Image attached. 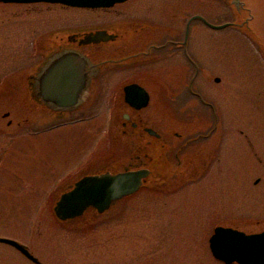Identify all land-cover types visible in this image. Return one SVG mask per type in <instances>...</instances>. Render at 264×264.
<instances>
[{"label":"rangeland","instance_id":"374dc122","mask_svg":"<svg viewBox=\"0 0 264 264\" xmlns=\"http://www.w3.org/2000/svg\"><path fill=\"white\" fill-rule=\"evenodd\" d=\"M228 1L190 0L189 7L177 8L179 23L194 12L215 23L236 18L241 22L247 16L252 31L260 36L257 46L244 29H212L199 20L192 22L188 51L199 66L195 88L214 103L219 120L211 137L221 139L220 160L211 163V173L171 194L142 189L110 213L109 221L92 226L95 231L77 228L73 221L66 222L63 230L51 208L61 180H68L90 161L107 157L117 161L123 155L119 129L106 123L111 97L105 94L92 111L77 116L81 120L40 125L37 131L25 129L10 134L11 139L0 133L4 147L0 237L23 243L45 264H223L208 246L215 225L231 224L249 233L264 229V0H243L248 11L238 17ZM154 2L129 0L108 11L0 3V79L4 81L0 89H5V82L14 83L6 86L13 96L7 93L1 99H20L18 79L38 70L39 46L46 50L52 36L59 34L64 43L69 33L93 30L103 26L99 24L103 20L116 19L108 27L123 25L125 9L134 16L146 11L164 19L162 6H153ZM180 51L140 67L134 63L129 71H112L104 76L102 86L107 83L110 88L130 73L143 75L155 92L148 111L153 113L159 102L161 121L179 131H186V124L193 121V130H204L211 122L210 111L187 94L168 93L174 77L184 79L194 71ZM155 74H161L160 89L153 86ZM3 105L0 102V111ZM157 238L160 246L154 252ZM0 264L33 263L0 242Z\"/></svg>","mask_w":264,"mask_h":264},{"label":"flooded vegetation","instance_id":"af4514ba","mask_svg":"<svg viewBox=\"0 0 264 264\" xmlns=\"http://www.w3.org/2000/svg\"><path fill=\"white\" fill-rule=\"evenodd\" d=\"M128 1L129 0L115 2L111 6L105 7L67 6L60 3L42 1L24 4L34 7L39 4L49 6L58 4L67 7L108 11V9L114 8L117 4L127 3ZM189 3L190 0H156L153 6H162L160 15H163L164 19L160 17L156 19L154 15L146 14V11H144V14L134 16L129 14L125 9V13L123 14L125 15V17H123L125 18V24L108 27V23L116 21V19L111 18L100 21L99 24L103 26L90 30L92 32L105 30L106 34L103 33L98 37L101 38L100 40L89 44H79L78 40L80 37L76 35L72 37L73 39L71 41H67V44L74 45V48L80 49V51L89 58L92 64L88 70V80L84 89L85 93L88 95L87 99L76 108L71 110H60V108H55L53 105L43 102L39 96L38 74L34 72H28L18 79L21 88L17 90L18 93L16 94L20 99L13 102L1 99V97L5 96L7 93L13 96L6 86H13L14 83H9L10 81L8 83L5 82V89L3 87L0 89V102L4 104L0 111V119L3 124V126H0V133L5 134L10 139V134L14 132H24L23 130L25 129V132L31 130L37 131L39 129L36 128L40 125L53 126L58 123L81 120L82 117L77 118V116H82L83 112L88 109L92 111V106L97 103L100 99L99 97H103L105 94L107 97H111V99H109L110 104L107 106L108 113H106L109 118L106 120V123L111 128L117 126L119 129V131H117L118 140L121 142L123 151V155L119 156L121 159L115 161L114 157H107L105 159L102 158L100 160L90 161L68 180L65 179V177L61 180L62 182L58 186L60 187L58 191L59 194L71 189L77 180L86 175L99 174L106 171L115 173L143 167L150 169L148 180L141 185L137 191L113 201L108 208L101 212L94 206H89L81 215L72 219L59 221V224L63 226V230L66 229L65 227L68 221H73L75 225L79 226L77 228L84 229V231H90L92 229V231H95V228L92 226L109 221L111 218V216H109L110 213L115 209L120 210L124 203L126 205L128 200L142 189L154 190L153 192L156 194H171L178 192L187 182H192L197 178L199 179L201 176L204 177L206 173H211V170L208 169L211 163L219 162V154L222 145L221 139L218 137L216 141H213V137H211L219 125L218 113L214 103L207 100L205 96H203L202 91L195 88V80L199 74L198 71L196 74L192 72L184 79L180 75L174 77L171 83L172 90L168 91V93L182 92L187 94L198 100L203 107L205 106L204 108L210 111L211 122L204 130H193V121L186 124V131L184 129L179 131L175 129L173 125L170 126L169 123L161 121L159 110L161 104L159 102L154 105L152 109L153 113L151 110L148 111L155 92L143 75L131 76L133 73L129 72L130 74L128 76L125 74L128 78H120L110 88L109 84L107 85V83H105V85L102 86L103 83H101L102 80H104V76H107L112 71H129L135 67L134 63H137V67H140L143 64H149V62L164 59L168 56L169 52H178L180 50L190 68H194L195 70L197 65L199 70L198 64L188 51L193 21L189 24L187 34L186 29L188 20L192 15L200 14L205 16V14L201 12L187 14L185 19L182 21L180 20L181 23H179L177 8L182 6V8L189 7L191 5ZM157 12L159 13V9ZM54 42L60 44L59 38L54 37ZM70 47L71 46H69V48ZM160 76L161 74H155L153 80V86L159 89L161 88ZM151 77L152 76L149 75L150 79H152ZM107 80L106 78L105 81ZM2 82L4 84V81L0 79V85ZM131 83H137L146 89L149 95L146 106L136 108L126 100V91L124 87ZM174 100L178 101L176 98ZM92 115L93 114L89 117L91 118ZM204 116L206 118V115L203 114V117ZM4 144H6V142ZM3 151L4 147L0 146V156ZM215 156L216 158H213ZM220 175H222L221 168ZM152 183L154 184L152 185ZM54 202L55 200H53L52 205ZM218 225L231 226L239 229L231 224L225 225L219 223ZM159 241V238H157L154 242L156 243L153 246L154 252H156L158 246H160ZM233 264L238 263L234 262Z\"/></svg>","mask_w":264,"mask_h":264},{"label":"water","instance_id":"95a60500","mask_svg":"<svg viewBox=\"0 0 264 264\" xmlns=\"http://www.w3.org/2000/svg\"><path fill=\"white\" fill-rule=\"evenodd\" d=\"M36 1L58 2L79 7H105L123 0H0V2L5 3ZM243 3V0H230V5L239 14L244 8ZM196 18L215 29L229 25L236 26L244 29L258 41V37L248 24V18L241 23L228 21L214 24L205 17L196 14L189 18L186 34L190 22ZM103 33L106 34V31L72 32L66 36L64 43L59 34L48 40L47 45L50 51L46 53L36 71L38 74L39 96L43 102L49 103L55 108H60V110H71L87 99L88 95L84 89L88 80V70L92 64L80 49L67 44V41H71L72 37L77 35L80 37L79 44H89L100 40L101 38L98 37ZM54 37L59 38L60 44L54 42ZM69 46L71 47L69 48ZM124 89L126 100L131 105L136 108L147 105L149 95L143 86L131 83L126 85ZM149 174L150 169L143 167L135 170H124L115 173L106 171L83 176L74 183L71 189L59 194L52 205V211L60 221L81 215L89 206H94L101 212L108 208L113 201L137 191L148 180ZM0 241L15 247L33 263L44 264L25 245L18 241L3 237H0ZM209 245L214 257L222 260L225 264H233L234 262L238 264H264V230L257 233H245L231 227L216 226L209 239Z\"/></svg>","mask_w":264,"mask_h":264}]
</instances>
